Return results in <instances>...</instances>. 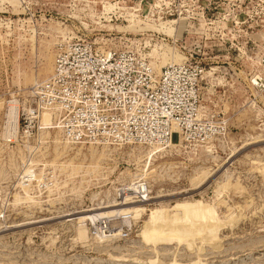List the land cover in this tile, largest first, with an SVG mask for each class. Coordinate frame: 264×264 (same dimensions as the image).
Returning a JSON list of instances; mask_svg holds the SVG:
<instances>
[{
    "label": "rangeland",
    "instance_id": "obj_1",
    "mask_svg": "<svg viewBox=\"0 0 264 264\" xmlns=\"http://www.w3.org/2000/svg\"><path fill=\"white\" fill-rule=\"evenodd\" d=\"M121 50L156 73L196 53L207 143L67 136L56 59ZM122 201L142 210L105 215ZM191 202L202 226L163 219ZM0 264H264V0H0Z\"/></svg>",
    "mask_w": 264,
    "mask_h": 264
},
{
    "label": "built area",
    "instance_id": "obj_2",
    "mask_svg": "<svg viewBox=\"0 0 264 264\" xmlns=\"http://www.w3.org/2000/svg\"><path fill=\"white\" fill-rule=\"evenodd\" d=\"M78 49L73 48V54ZM194 55L183 58L182 64L168 63L159 73L147 58L130 50L58 56L51 79H76L77 88L62 84L56 95L46 98L49 104H59L64 112L61 128L77 143L167 146L176 134L186 144H204L212 130L199 117L196 95L205 68ZM182 89L188 98L185 111L171 100Z\"/></svg>",
    "mask_w": 264,
    "mask_h": 264
},
{
    "label": "bare ground",
    "instance_id": "obj_3",
    "mask_svg": "<svg viewBox=\"0 0 264 264\" xmlns=\"http://www.w3.org/2000/svg\"><path fill=\"white\" fill-rule=\"evenodd\" d=\"M173 61H175V59H173ZM212 70V69H211ZM211 72V71H210ZM210 72H206V74H210ZM44 117V116H43ZM47 119H48V117H47ZM46 117H45V119H44V124H47L46 122ZM173 136V135H172ZM183 139H182V136H180V138H179V141H177L178 142V144H174V143H172V142H170L167 146L168 147H171V148H173V147H177V146H179L181 143H183V141H182ZM176 142V143H177ZM103 146H107V145H103ZM167 146H159V145H157V146H148V147H159V148H166ZM198 146V145H197ZM201 147V146H200ZM202 147H205V146H202ZM161 149H156V148H152L151 150H150V152H152L153 151V154H156L157 152H159ZM95 164V163H94ZM101 176V175H100ZM56 185V184H55ZM218 196V195H217ZM128 204H131V203H125V202H120V203H115V205H112V207L113 206H124V207H120V208H117V209H111V210H108V211H106V212H104L105 213V215L107 216H109V215H113V214H118L119 215V213L120 214H124V213H129V212H137V211H141L142 209H140V205H129L128 206ZM174 207L177 209V210H179V213L177 212V213H173V215H171L172 217L171 218H169V220H166L165 219V217H163V219L165 220V221H169V222H181L182 224H184L185 223V221H188V222H192V224L193 225H195L196 227L197 226H202V223H201V218L203 217V218H205V219H209L213 214H212V206H209V205H202L201 203H198V202H191V203H182V204H178V203H176L175 205H174ZM107 208V207H106ZM173 208V207H172ZM161 209H163L162 207H161ZM171 209V208H170ZM170 209H168V210H170ZM174 209V208H173ZM172 209V210H173ZM171 210V211H172ZM159 211H160V209H159ZM159 211L158 210H154V216H155V218L156 219H162V218H159ZM175 211V210H174ZM161 212V211H160ZM162 212H164V209H163V211ZM165 213H168V212H165ZM164 213V214H165ZM164 214H163V216H164ZM171 214V213H170ZM101 214H93V215H91V216H89L88 218L86 217V216H82V217H80V218H78L79 220L81 219H86V220H88L89 219V221H92L93 222V220H94V218H96L97 216H100ZM167 215V214H166ZM170 216V215H169ZM160 217H162V216H160ZM167 217V216H166ZM184 221V222H183ZM197 221H200V224L198 223V224H196L195 222H197ZM80 228V227H79ZM85 235H86V231L83 229V228H80L79 230H78V236L80 237V238H82V239H84V237H85ZM79 238V239H80Z\"/></svg>",
    "mask_w": 264,
    "mask_h": 264
}]
</instances>
